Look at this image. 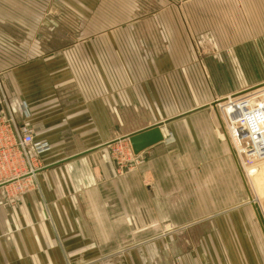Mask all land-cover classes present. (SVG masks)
Masks as SVG:
<instances>
[{
	"label": "crops",
	"instance_id": "crops-1",
	"mask_svg": "<svg viewBox=\"0 0 264 264\" xmlns=\"http://www.w3.org/2000/svg\"><path fill=\"white\" fill-rule=\"evenodd\" d=\"M65 3L75 7L72 16L77 24L56 34L72 38L69 47L60 52L47 49L39 64L29 62L17 68H25L22 72L9 74L11 85L22 86L18 90L31 112L24 124L51 148L38 158L33 173L17 180L28 182L24 192L14 191V184L0 185V264H64L94 256V248L81 249L109 242L97 240L94 229L110 226L111 188L119 185L109 146L118 140L128 142L124 138L129 134L157 123H163L164 140L136 156L159 165L162 158L143 154L173 145L185 170L193 167L190 179L205 182L190 191L181 209L167 204V212L185 214L178 223L185 229L182 251L174 254L173 264H264V231L253 201L259 199L247 187L224 135L220 111L212 103L246 89L219 86L264 82V19L258 17L251 25L258 28L252 39L262 46L263 59L245 60V68L258 71L241 78L227 76L223 56L212 73L208 62H193L186 44L166 46L158 39L154 45L139 44L137 38L145 37L139 30L97 29L95 16L81 22L78 16L88 13L76 6L87 5L90 11V0ZM215 4L217 13L227 11L225 4L233 6L230 11L241 21L240 6L246 12L254 6L253 14H248L251 21L264 0ZM258 11L264 13V7ZM206 12L207 3V16ZM179 33L168 29L167 34L173 38ZM241 33L226 35L231 36L226 43L237 47ZM50 53L63 54L53 58ZM10 65L7 57L6 67ZM4 116L8 114L0 113ZM166 160L162 164H175L172 158ZM153 174L152 180L159 181ZM259 202L264 217V202Z\"/></svg>",
	"mask_w": 264,
	"mask_h": 264
},
{
	"label": "rangeland",
	"instance_id": "rangeland-1",
	"mask_svg": "<svg viewBox=\"0 0 264 264\" xmlns=\"http://www.w3.org/2000/svg\"><path fill=\"white\" fill-rule=\"evenodd\" d=\"M65 1L0 0L1 114L10 110L16 120H23L21 109L24 102L23 95L18 90L22 86L11 85L9 79L11 72H16V70L22 72L25 68H17L25 64L28 65L29 62H32L33 65L39 64V60L48 55L45 54L47 49V51L60 52L62 48L69 47L72 38H64L56 34L60 29L75 27L77 24V17L72 16V7L74 6L66 4ZM217 1L90 0L92 3L90 11H88L87 5L76 7L80 8L81 12L83 10L88 13L85 17L78 16L81 22L86 23L92 16H95L97 29L130 28L139 30V33H143L145 37H138V43L148 46L157 44V39L159 43L166 46L168 44H186L191 50L193 62L197 64L198 62L202 64L208 62L212 73L216 72L217 59L223 56L228 66L227 76L246 77L258 69L245 68V60L257 62V59H263V53L259 52L262 46L255 45V41L252 39L254 37L253 30L258 28H253L251 25L258 17L264 19V13L258 11L264 6H256V18L252 15L250 21L248 14H253L255 7H249L246 12L245 6L241 5L240 13H243L241 21L230 11L233 6L225 4L222 8H227V11L217 13L215 4ZM206 3L207 16L205 15ZM217 17L220 19L217 20ZM168 29L169 33L171 30H179L180 33L172 38L167 34ZM217 30L219 35H217ZM237 31H241L243 34L237 39L239 40L237 47L227 44L231 41V36L226 37V35ZM153 34L159 37H152ZM180 35L182 38H178ZM221 39H224V45H221ZM261 39L264 40L263 37ZM41 46L45 47V49L43 48L44 52L40 50ZM237 49H239L238 52ZM233 52H235L234 56H232ZM61 54L63 53H50L49 57L54 58ZM7 57L11 64L9 68L6 67ZM238 57L241 67L238 66ZM219 87L235 90L252 86L240 84ZM219 87L217 88L220 89ZM185 88L189 90L187 86ZM217 100H220V103L223 102L221 99ZM30 113L29 110V116ZM124 139L126 140V138ZM129 146V140L121 143L118 140L109 146L117 176L115 177L116 182L119 185L111 188L113 196L112 210L109 213L110 226L105 229H94L97 240L109 242L89 246L84 251L81 249V252H85L94 248L95 255L90 258L71 259L64 264H173L174 254L182 251L185 229L178 223L183 221L185 214L183 212H167V204L170 208L175 204L177 210L181 209L182 204L190 195V191L199 188L200 183L205 185V182L190 179L189 169L193 167L190 166L187 171L185 170V165L180 164V160L177 158L179 155L173 145L158 147L152 153L143 154L146 157L162 158L159 160V165L155 166L148 164L146 158L144 161L143 157L141 159L136 156ZM168 158H172L175 164H178L173 166L162 164V162H167ZM237 159L240 162L241 173L245 176L248 189L263 204L264 161L245 160L244 164L239 161V155ZM153 167L155 169L152 170ZM169 168V172L172 174L170 173L168 176L167 169ZM152 174L156 175L159 181L152 180ZM157 189H159L158 195ZM253 199L254 203L261 207L259 200ZM173 221L176 225L173 224ZM90 231L93 235L92 230ZM174 238H178L175 240L176 248L172 247ZM169 252H173L172 257ZM176 264H182V262Z\"/></svg>",
	"mask_w": 264,
	"mask_h": 264
},
{
	"label": "built area",
	"instance_id": "built-area-1",
	"mask_svg": "<svg viewBox=\"0 0 264 264\" xmlns=\"http://www.w3.org/2000/svg\"><path fill=\"white\" fill-rule=\"evenodd\" d=\"M221 100L219 111L224 135L236 157L239 155V161L244 164L245 160L264 161V85ZM21 109L23 118L28 117L25 102ZM7 114L0 117V185L14 184L12 189L21 193L28 188V182L17 180L34 172L38 158L50 150L51 144L37 140L30 126L16 120L10 110ZM10 191L6 190L7 194Z\"/></svg>",
	"mask_w": 264,
	"mask_h": 264
},
{
	"label": "water",
	"instance_id": "water-1",
	"mask_svg": "<svg viewBox=\"0 0 264 264\" xmlns=\"http://www.w3.org/2000/svg\"><path fill=\"white\" fill-rule=\"evenodd\" d=\"M264 82L254 85L250 88H246L240 92L237 93H242V92H246L252 88L258 87V86H263ZM236 93V94H237ZM0 111H1V107H0ZM162 125L163 123H157L154 125H151L147 128H144L142 130H139L137 132L131 133L129 134L126 139L129 140L130 144H131V148L133 150V153L135 155H139L140 153H142L143 151H145L146 149L162 142L164 140V133L162 130ZM256 208V212L259 218V221L261 222V225L263 226V231H264V217H263V213L261 211V208L259 207L258 204H256L255 206Z\"/></svg>",
	"mask_w": 264,
	"mask_h": 264
},
{
	"label": "bare ground",
	"instance_id": "bare-ground-1",
	"mask_svg": "<svg viewBox=\"0 0 264 264\" xmlns=\"http://www.w3.org/2000/svg\"><path fill=\"white\" fill-rule=\"evenodd\" d=\"M238 94V93H237ZM241 94V93H240ZM220 103V100H216L215 101V104H214V102H213V105H214V107L216 108V109H218V104ZM220 109V108H219ZM232 146V145H231ZM238 160V159H237ZM256 204V203H255Z\"/></svg>",
	"mask_w": 264,
	"mask_h": 264
}]
</instances>
